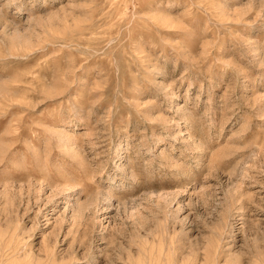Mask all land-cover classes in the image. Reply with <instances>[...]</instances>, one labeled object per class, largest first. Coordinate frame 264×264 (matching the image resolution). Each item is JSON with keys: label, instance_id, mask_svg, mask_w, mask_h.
Here are the masks:
<instances>
[{"label": "rangeland", "instance_id": "374dc122", "mask_svg": "<svg viewBox=\"0 0 264 264\" xmlns=\"http://www.w3.org/2000/svg\"><path fill=\"white\" fill-rule=\"evenodd\" d=\"M0 264H264V0H0Z\"/></svg>", "mask_w": 264, "mask_h": 264}]
</instances>
